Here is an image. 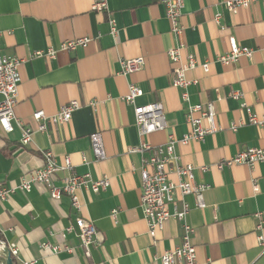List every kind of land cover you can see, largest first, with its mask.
<instances>
[{
  "label": "crops",
  "instance_id": "crops-1",
  "mask_svg": "<svg viewBox=\"0 0 264 264\" xmlns=\"http://www.w3.org/2000/svg\"><path fill=\"white\" fill-rule=\"evenodd\" d=\"M97 1L0 0V54L21 61L15 116L36 129L35 111L52 117L71 101L80 106L68 123L34 132L25 147L16 127L8 135L0 132V187L14 188L28 180L48 151L59 166L68 158L73 175L109 180L107 189L96 194L89 189L77 192L80 212L71 207L68 196L51 199L38 185L0 201L1 247L15 249L13 264H161L159 257L181 242L180 224L172 219L153 239L148 235L140 206V155L129 153L141 143L164 145L169 134L181 139L190 130L186 105L172 87L173 65L166 52L174 41L165 9L161 0H105L108 12L101 13L92 10ZM227 1L184 0L180 22L185 51L198 65L209 64L208 72L196 67L186 73L188 80L197 81L188 88L189 104L212 103L219 130L202 143L177 145L175 151L181 164L192 166L194 183L207 187L204 209L195 208L192 195L184 197L196 264H264L258 243V237L264 243V164L217 167L245 149H264V127L247 123L246 114V108L257 118L264 114V3L232 13ZM107 16L116 22L115 37L109 34ZM84 37L91 38L86 48L58 51L54 59L44 55L64 41ZM230 40L249 49L251 57L229 65L218 62L229 51ZM37 52L43 54L33 56ZM138 57L144 59L143 70L118 74L121 60ZM130 85L142 92L133 104L122 100ZM233 92L242 98L230 97ZM153 103L162 105L166 128L141 138L133 108ZM94 132L102 134L103 161H96L90 150ZM66 174L58 172L54 185L61 186ZM78 218L97 231L99 245L89 249V256L76 237ZM45 243L61 250L43 251Z\"/></svg>",
  "mask_w": 264,
  "mask_h": 264
},
{
  "label": "built area",
  "instance_id": "built-area-1",
  "mask_svg": "<svg viewBox=\"0 0 264 264\" xmlns=\"http://www.w3.org/2000/svg\"><path fill=\"white\" fill-rule=\"evenodd\" d=\"M256 2L264 0H230L225 3V7L230 12H235L238 8H247ZM165 9V17L170 25V34L173 37L174 45L166 52V55L173 65L172 87L179 90L180 99L186 105L185 120L189 126V132L181 139L169 134L164 145L151 147L146 143H141L137 148L129 150V153L140 155V165L138 174L140 178V206L142 218L147 225L148 235L153 239L157 231L162 230L165 222L174 220L180 224L182 230L181 242L173 249L165 251L160 257L161 264H196L195 248L190 241L191 229L186 223L189 213V206L185 203L184 197L192 195L196 209H204L205 185H196L193 181L192 166L180 163L179 156L175 148L177 145H186L190 141L202 143L207 135L219 130L215 120V110L212 103L199 105L189 104L188 88L196 85L197 81L188 80L186 73L196 67H200L204 72H208V63L198 65L194 55L185 51L184 30L180 22L184 8V0H161ZM96 12L107 13L108 8L105 0H99L92 6ZM220 15L215 16L218 22ZM109 34L116 36V22L107 16ZM91 42V38H75L62 42L58 49H47L46 57L54 59L57 52H72L77 48H86ZM42 52L34 53L33 56H41ZM252 52L243 47H239L235 41H229V51L217 58L222 65H229L237 61L239 57L250 58ZM21 61L15 58L6 57L0 54V132L4 135L12 133L14 127L20 132V145L28 146L31 143L34 132L44 133L48 124H66L70 121L72 113L79 109L76 101H71L62 106L52 117H47L43 111H35L32 120L36 122V129H31L15 116V108L18 104V88L21 82L19 67ZM119 75L127 76L144 69L145 62L141 57L134 59H123L119 62ZM141 90L130 85L128 94L122 98L123 101L133 104L134 100L141 96ZM230 97L240 100L242 95L238 92L229 94ZM94 105V104H93ZM246 108V105H241ZM135 126L139 137H144L151 133L164 131L166 121L163 107L160 103H153L133 108ZM247 123L250 125L264 127V114L257 118L250 109L246 108ZM237 125L232 127L235 130ZM90 150L96 161L106 159L104 152L102 134L94 132L89 136ZM42 165L31 173L28 180H22L19 185L11 188L0 187V201L15 191L27 193L31 187L38 185L45 190V193L54 200H59L62 195L69 197L71 207L80 212L81 206L78 202L77 192L80 189H89L93 193H98L107 189L109 180L102 177L93 181L89 174L77 176L71 173V162L64 159L63 165H57L52 153L43 152ZM83 161L84 158H83ZM264 164V149L251 148L240 151L235 156L223 159L217 165L220 169L223 166L246 165L253 167L255 164ZM205 171L206 168H202ZM66 172V176L61 180V186L54 185V178L58 172ZM174 175L176 180L170 179ZM254 193L258 192L256 180L251 182ZM177 195V197L175 196ZM171 208V209H170ZM115 218V213L112 214ZM255 217L261 221L260 214ZM77 230L76 237L80 247L86 249V256H89V249L99 245L97 231L94 225L78 218L75 222ZM261 229V222L257 225V230ZM70 231V229H68ZM259 246L264 250L262 237H258ZM43 251L56 253L61 250L59 247H52L48 243L41 245ZM67 252L71 249L63 248ZM10 255L15 254L13 247L8 250Z\"/></svg>",
  "mask_w": 264,
  "mask_h": 264
},
{
  "label": "trees",
  "instance_id": "trees-1",
  "mask_svg": "<svg viewBox=\"0 0 264 264\" xmlns=\"http://www.w3.org/2000/svg\"><path fill=\"white\" fill-rule=\"evenodd\" d=\"M2 238H1V235H0V264H5V259H6V254H7V251H6V249L5 248H2L1 246H2V240H1ZM11 259H12V257H11ZM12 261H13V259H12Z\"/></svg>",
  "mask_w": 264,
  "mask_h": 264
},
{
  "label": "water",
  "instance_id": "water-1",
  "mask_svg": "<svg viewBox=\"0 0 264 264\" xmlns=\"http://www.w3.org/2000/svg\"><path fill=\"white\" fill-rule=\"evenodd\" d=\"M5 264H13V261L11 259V255L9 252L6 254Z\"/></svg>",
  "mask_w": 264,
  "mask_h": 264
},
{
  "label": "rangeland",
  "instance_id": "rangeland-1",
  "mask_svg": "<svg viewBox=\"0 0 264 264\" xmlns=\"http://www.w3.org/2000/svg\"><path fill=\"white\" fill-rule=\"evenodd\" d=\"M1 252V251H0Z\"/></svg>",
  "mask_w": 264,
  "mask_h": 264
}]
</instances>
